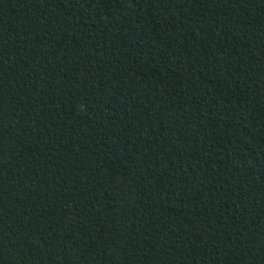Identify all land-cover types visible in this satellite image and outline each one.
<instances>
[{"label": "trees", "instance_id": "1", "mask_svg": "<svg viewBox=\"0 0 264 264\" xmlns=\"http://www.w3.org/2000/svg\"><path fill=\"white\" fill-rule=\"evenodd\" d=\"M0 264H264V0H0Z\"/></svg>", "mask_w": 264, "mask_h": 264}]
</instances>
